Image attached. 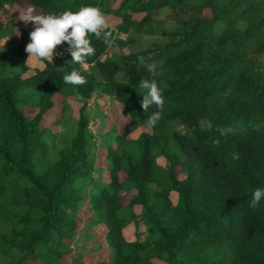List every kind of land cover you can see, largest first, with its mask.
I'll use <instances>...</instances> for the list:
<instances>
[{"label": "trees", "instance_id": "obj_1", "mask_svg": "<svg viewBox=\"0 0 264 264\" xmlns=\"http://www.w3.org/2000/svg\"><path fill=\"white\" fill-rule=\"evenodd\" d=\"M16 6L33 16L94 6L111 35L91 38L84 66L62 44L54 50L66 49L61 69L38 59L44 68L24 78L32 31ZM18 32L19 72L0 50V264H264V200L248 206L264 187V0H0V40ZM148 64L165 103L151 133L133 139L157 110L140 105ZM74 69L85 84L64 83ZM104 96H115L133 126L120 119L117 146L103 138L98 186L87 109ZM31 98L38 111L28 118ZM71 99L82 104L77 119ZM55 107L57 125L73 120L74 129L54 134L62 145L53 153L43 120ZM79 212L106 234L98 250L68 260ZM131 223L142 238L126 239Z\"/></svg>", "mask_w": 264, "mask_h": 264}, {"label": "rangeland", "instance_id": "obj_2", "mask_svg": "<svg viewBox=\"0 0 264 264\" xmlns=\"http://www.w3.org/2000/svg\"><path fill=\"white\" fill-rule=\"evenodd\" d=\"M13 11V14L19 18L22 22V26L24 29L28 31L34 30V23L32 21H29V11H25L22 7L16 6L11 9ZM171 27V26H169ZM168 27V28H169ZM133 35V34H131ZM125 39L129 38V35L123 36ZM20 39V32H18L14 38L11 37H4L2 40H0V50L3 51L4 55L6 56L10 68L12 65H15L14 70L16 72H19V66H18V59L16 57V54L14 52L13 46L17 44V42ZM142 44L145 42L151 41V38L149 37H142ZM132 51V47L126 49V53H130ZM57 51L55 52L54 56L52 57L51 61L55 63L57 67L61 69V65L63 62H66L64 59L65 52ZM119 50L112 49V51L109 52V55L111 56L115 53H118ZM105 56V57H106ZM29 58V57H28ZM27 67L28 70L26 73H24V78H27L31 75H34L37 70H41L44 68V65L38 60V58H32L30 60L27 59ZM8 69V74L13 75L14 70ZM87 69V67H84ZM28 94L24 93V97H27ZM115 97V96H114ZM113 96H104L103 99H95L91 102V105L88 107L87 112H89L90 115V124L88 128V134L91 136L90 139V145H89V151L91 152V162L93 163L95 169H94V180L95 182H98V186L102 183V168L98 166L99 159L102 157V152L104 149V146L102 144L103 138L105 136H109L114 141L115 146L117 144L115 143L116 133L123 131V123H120V119H123L129 126L130 120L128 119V116L125 113V109L122 104L118 103L117 99ZM26 101V100H25ZM34 100L31 98L28 100V103L26 104V107L24 108V111L28 118L32 117L38 110L34 105ZM82 106V104L78 100L71 99L69 102L70 109V116L74 119L78 118V111L79 108ZM58 109L55 107L51 110L50 113L46 115V117L43 120V126L49 128V139L47 138V142L50 145V150L55 153V147L61 146L62 142L59 140L56 141V144L54 145L52 143V138L54 134H61V133H68L72 129H74V122L73 120L63 121L62 126L57 125L56 121L58 116ZM141 133H151L150 128L146 125H140L138 126L134 131H132L131 137L133 139H137L138 136ZM95 137V138H94ZM95 139V142H94ZM94 144V145H92ZM159 164L162 167H166L164 164V160L158 159ZM163 163V164H162ZM184 173L182 171H179V177L184 178ZM89 190H92L93 193L96 192L95 188H90ZM172 200L174 203L177 202V195L175 193H172ZM87 207L89 206L86 205ZM83 207V208H87ZM139 211V208H137V213ZM86 213L79 212L77 214L78 217H81V222L78 225V231L74 235L72 242L66 243L67 249L69 253H71L69 256H67V259L70 260L75 253H81V254H87L92 253L99 249L100 245L104 242L106 231L103 228L96 227L94 224L92 225V222H90L87 219V216H85ZM85 216V217H84ZM144 234V229H140L138 232H136L133 224L131 223L128 227L124 230V235L127 240L134 241L136 237L142 238Z\"/></svg>", "mask_w": 264, "mask_h": 264}, {"label": "clouds", "instance_id": "obj_3", "mask_svg": "<svg viewBox=\"0 0 264 264\" xmlns=\"http://www.w3.org/2000/svg\"><path fill=\"white\" fill-rule=\"evenodd\" d=\"M29 9V21L35 25L34 30L29 34L30 42L25 47L28 60L38 58L41 61L51 60L55 54L57 46L66 44L67 52L70 54L72 63L85 65L88 57L94 54V47L91 38L108 41L111 31L109 29L105 14L97 7L82 6L78 11L65 10L59 14L31 15ZM66 49H64V52ZM140 63H144V57H138ZM147 71L151 79H141L138 87L144 90L140 100L141 108L146 111L151 106L157 110L147 117L148 127H154L161 118V111L165 103L163 89L158 85L156 76L159 75L155 64H148ZM63 81L67 85L78 86L86 83L84 76L77 70L63 76ZM232 127L221 129V135L232 133ZM233 160L238 159V154H231ZM264 200V187H257L251 193L248 202L250 208H255Z\"/></svg>", "mask_w": 264, "mask_h": 264}]
</instances>
